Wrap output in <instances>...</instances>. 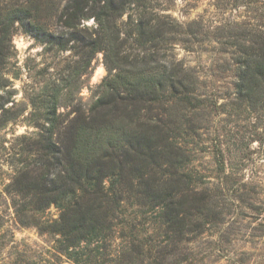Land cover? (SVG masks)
Masks as SVG:
<instances>
[{
	"label": "trees",
	"instance_id": "16d2710c",
	"mask_svg": "<svg viewBox=\"0 0 264 264\" xmlns=\"http://www.w3.org/2000/svg\"><path fill=\"white\" fill-rule=\"evenodd\" d=\"M58 12L70 32L89 18L103 27L100 44L106 43L107 63L116 73L88 112L59 113L55 87L44 97L45 106L31 113L36 131L19 137L22 145L11 155L15 173L5 188L14 215L21 225L56 236V253L74 264L114 263L108 249L120 238L118 228L129 261L147 258L153 242L142 240L146 224L168 242L169 250L163 249L168 254L181 237L200 235L221 215L215 194L194 192L183 148L195 136L186 111L206 110L207 101L198 97L194 71L166 59L167 34L179 26L155 16L150 0H69L62 9L47 0L13 3L0 9L1 90L16 24L41 42L67 44L44 22ZM125 15L141 46L136 54L120 51L125 41L120 42L118 20ZM89 46L91 58L98 47L95 41ZM234 67L244 101L264 92V31L243 45ZM6 103L0 102V129L15 118ZM215 155L216 164L224 163ZM52 205L60 216L48 221ZM137 214L145 221L138 224Z\"/></svg>",
	"mask_w": 264,
	"mask_h": 264
},
{
	"label": "rangeland",
	"instance_id": "374dc122",
	"mask_svg": "<svg viewBox=\"0 0 264 264\" xmlns=\"http://www.w3.org/2000/svg\"><path fill=\"white\" fill-rule=\"evenodd\" d=\"M47 1L62 9L69 0ZM25 2L0 0V9ZM150 6L155 16L179 26L177 33L167 34L166 59L194 71L198 97L207 101L206 110L186 111L195 136L186 139L183 148L196 184L193 191L215 194L221 215L200 235L181 237L169 253L168 242L146 224L142 240L152 239L153 247L135 264H264V92L244 101L236 91L234 67L243 45L264 31V0H150ZM59 17L60 12L44 22L67 44L41 42L18 24L9 44L0 102L7 101L5 108L15 118L0 129V264H74L56 253V236L17 221L5 192L15 173L11 155L22 145L20 136L36 131L29 123L31 113L45 106L44 97L57 87L58 112L73 117L78 108L88 112L107 91L106 84L113 83L116 70L107 63L106 43L100 44L103 27L89 18L70 32ZM127 20V15L118 20L120 42L125 41L120 51L136 54L141 46ZM94 41L98 49L90 58ZM215 153L224 163L216 164ZM132 210L128 212L138 208ZM45 216L55 221L60 211L52 205ZM137 216L138 224L146 219ZM117 230L120 238L108 249L109 259L116 261L108 264H132L123 249L121 228Z\"/></svg>",
	"mask_w": 264,
	"mask_h": 264
}]
</instances>
